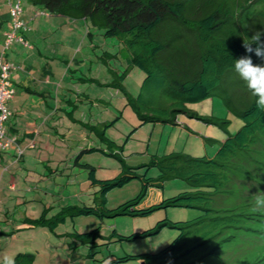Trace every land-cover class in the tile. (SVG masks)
<instances>
[{"label": "trees", "instance_id": "obj_1", "mask_svg": "<svg viewBox=\"0 0 264 264\" xmlns=\"http://www.w3.org/2000/svg\"><path fill=\"white\" fill-rule=\"evenodd\" d=\"M23 2L36 9V17L84 20L102 30L104 37L118 40V54L123 56L126 69L119 76L110 70L116 77L110 85L123 92L142 124L176 125L177 117L187 114L228 134L213 157L184 152L154 156L150 165L140 167H157L159 175L143 177L140 193L113 210L106 208L108 192L137 178L132 176L134 169L120 159V174L99 180L96 168L86 164L92 186L100 188L101 209L67 206L53 218H46L43 212L37 219L25 218L23 223L53 231L67 216H96L103 220L144 217L163 208L197 209L201 215L191 221H162L150 230L119 236L120 241H134L154 236L164 227L181 231L171 245L157 253L114 257L110 263L264 264V212L251 211L252 195L264 192V112L257 110L256 97L232 66L234 59L245 55H251L254 64L264 65V59L246 53L242 46L243 39L256 31L264 32V8L254 10L259 0H22V9ZM23 24L25 30L18 32L20 37L27 29ZM10 29L11 25L6 32ZM102 57L106 58V53ZM134 68L145 74L137 97L123 85ZM214 97L222 99L227 111L242 121L236 134H229L228 119L200 117L188 108L189 104ZM99 136L107 140L105 133ZM175 179L194 190L141 208L151 190L160 191L167 181ZM100 230L70 235L81 244L95 245L99 237L104 238ZM112 236L118 233L113 231L108 238ZM13 262L35 264L36 257L21 253Z\"/></svg>", "mask_w": 264, "mask_h": 264}, {"label": "rangeland", "instance_id": "obj_2", "mask_svg": "<svg viewBox=\"0 0 264 264\" xmlns=\"http://www.w3.org/2000/svg\"><path fill=\"white\" fill-rule=\"evenodd\" d=\"M26 4L23 2V9ZM0 7L4 11L8 9L6 0H0ZM35 25H41L37 33V38L44 44L40 46L41 51L49 49L45 52L49 58L45 66L53 78L54 99L49 102L50 108L41 103L50 117L47 123V118H43L47 125L40 131L35 148H30L31 144L26 142L22 146L24 156L21 160L17 159L16 150L0 153L6 161L0 165V174L5 179L2 185L0 181V192L3 187L9 188L10 177L16 186V190L7 191V196L11 197L3 199V195L0 196V207L3 200L8 201L10 211L5 212V209L0 214V264H5V258L13 261L21 253L35 255V264H111L114 257L154 254L165 249L178 237L180 230L164 227L154 236L134 241H120L119 236L150 230L162 221H191L201 215L200 211L163 208L144 217L118 216L103 220L96 216L73 219L67 216L53 231L42 226L19 229L23 225L17 223L21 218L22 222L26 217L37 219L45 212L46 218L50 219L67 206H98L101 209L100 188L92 186L86 164L96 168L99 180L117 177L122 171L120 159L134 169L132 176L137 178L108 192L106 208L113 210L140 193L143 177L159 175L157 167H140L150 165L154 156L184 152L195 157H213L219 150V143L228 138L219 127L187 114H180L176 125L142 124L123 92L110 85L116 78L110 70L117 71L119 76L126 69L123 56L118 54V40L104 37L102 30L84 20L39 17ZM3 47L4 42L0 43V55ZM15 49L25 53L29 48L14 43L7 51L10 57L7 55L4 60H20ZM105 53L106 58H103ZM32 54L37 57L36 51L25 56ZM144 78L145 74L134 68L123 80V85L137 97ZM44 88L48 87L45 85ZM188 108L200 117L228 119L230 135L242 127V121L227 111L219 97L189 104ZM33 124L37 127L41 122L38 120ZM101 133H105L107 140H101ZM23 134L21 132V138ZM210 139L212 143L208 142ZM91 149L95 151L90 152ZM109 154H116V157ZM193 190L186 182L175 179L167 181L160 192L165 193L164 198H170ZM97 228H101L100 235L104 238L99 237L95 245L81 244L70 235L90 233ZM113 231L118 236L109 239ZM13 233L15 238L11 237ZM113 264L142 262L132 260Z\"/></svg>", "mask_w": 264, "mask_h": 264}, {"label": "crops", "instance_id": "obj_3", "mask_svg": "<svg viewBox=\"0 0 264 264\" xmlns=\"http://www.w3.org/2000/svg\"><path fill=\"white\" fill-rule=\"evenodd\" d=\"M35 12L36 9L34 7H32L30 4H26L25 8L22 9L21 21L27 25V29L24 32L23 37L31 47L29 49H26V52L29 53L36 51L37 57H34V53L32 54V56L29 55V57H26L25 55H27L28 53H23L24 50H20V52H17V50L15 49L16 54L21 59L15 60V62L11 61V63L15 64L17 67L12 78L13 86L15 88V97L13 101L8 104V109L13 113V116L9 119L6 126L9 131L8 135L10 137L14 136L17 138V147H19L20 149H22V146L26 144V142H29V144L35 143L36 146V139L38 138V136H41L40 131L47 125L43 123V118H47V123V121L49 120L48 117H50V115L43 108V105L41 103H45V105L50 108L49 102L54 99V92L52 88L54 85V83H52L53 78L51 75H48L50 74V72L45 66V64L48 63L47 60H49L48 56L46 55L49 49L44 50L43 52L41 51L40 46L44 44H42V40H39L37 38V35L40 32L41 25H35L39 18L35 16ZM24 13L25 15L24 17H22ZM9 19L10 17L8 14V9L4 11L3 8L0 7V43L4 42V33L6 32V29L10 26ZM47 28L48 27L46 26V29ZM32 37H34V41L32 40ZM45 48L46 47H44L43 49ZM34 71L37 72L34 74ZM39 73L40 75H37ZM45 85L46 87H48L47 89L44 88ZM38 120H40L41 125L36 127L37 124L34 125L33 123H37ZM11 125L14 126L13 129H10ZM21 132L24 133L22 138L20 137ZM12 149L16 150V147L11 148V150ZM4 161L5 158L1 154L0 165H2ZM11 179L12 178L10 177L9 188L1 186L3 187L1 189V192L3 193L0 192V196L2 194L3 199H5V197H11L9 195L7 196V191L16 190V186L13 185ZM4 180V176L0 174L1 185ZM164 196V192H152L150 193V198L145 201L144 206H150L159 203ZM3 201L1 202V204L3 205L2 207H0V214H3V211H5V209L7 210L5 212H10L7 209V207L9 206L8 201ZM18 221L19 222L17 223H23L22 218ZM30 226L31 225L23 223V225L19 226V229L27 230L31 228ZM15 236L16 235L14 233L11 234L12 238H15Z\"/></svg>", "mask_w": 264, "mask_h": 264}, {"label": "clouds", "instance_id": "obj_4", "mask_svg": "<svg viewBox=\"0 0 264 264\" xmlns=\"http://www.w3.org/2000/svg\"><path fill=\"white\" fill-rule=\"evenodd\" d=\"M6 4H7V8H8V14H9V6L7 3V0H6ZM261 8H264V0H259V2L256 4V8L254 10H259ZM35 16H36V13H35ZM9 17H10V14H9ZM10 22H11V18H10ZM262 36H264V32L256 31L251 35L250 38L247 37L246 39H243V45L242 46L246 50V53H248V54L254 53L257 57L264 59V41L261 40ZM25 42H27V41H25ZM25 47L31 48L29 46V44H28V46H25ZM8 62H10V61H8ZM232 66H233L234 71L239 76V78L246 84L247 88L252 93V95L254 97H256L255 103H256L257 110L264 112V65L254 64L252 59H251V55H245V56H241L237 59H234ZM12 78H13V76H12ZM12 85H13V83H12ZM13 88H14V86H13ZM14 90H15V88H14ZM14 96H15V94H14ZM13 99H14V97H13ZM13 99L11 101H13ZM7 107H8V105H7ZM11 116H13L12 112H11ZM11 116L9 117V119L11 118ZM9 119L7 120V122L9 121ZM7 122L5 123V125L7 124ZM17 146H18V143L16 140V144L12 145L8 150H11V148L16 147L17 159L21 160L23 157V150ZM30 148H35V143H31ZM7 151H5V152H7ZM5 152H0V153H5ZM19 152H21V153H19ZM152 192H155V191L151 190L149 192V194ZM158 192H160V191H158ZM156 204H158V203H156ZM156 204H153V205H156ZM153 205H150V206H153ZM150 206H144V204H143L141 208H147ZM251 211L253 213L264 212V192L257 191L254 195H252ZM5 264H14V262L5 258ZM105 264H108V262H105Z\"/></svg>", "mask_w": 264, "mask_h": 264}, {"label": "built area", "instance_id": "obj_5", "mask_svg": "<svg viewBox=\"0 0 264 264\" xmlns=\"http://www.w3.org/2000/svg\"><path fill=\"white\" fill-rule=\"evenodd\" d=\"M22 0H7L9 14L11 18V29L5 32L6 39L0 55V152L7 151L12 145L16 144L15 138L7 135L5 123L11 116L7 105L13 99L15 90L12 85V76L17 67L4 60L5 52L13 43H19L28 46L27 42L18 35L21 29L25 30L24 24L20 21L19 16L22 13ZM21 153V152H19Z\"/></svg>", "mask_w": 264, "mask_h": 264}]
</instances>
